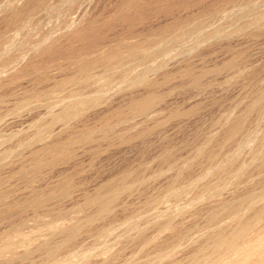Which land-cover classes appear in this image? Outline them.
<instances>
[{"label": "rangeland", "instance_id": "374dc122", "mask_svg": "<svg viewBox=\"0 0 264 264\" xmlns=\"http://www.w3.org/2000/svg\"><path fill=\"white\" fill-rule=\"evenodd\" d=\"M255 247L264 0H0V264Z\"/></svg>", "mask_w": 264, "mask_h": 264}, {"label": "bare ground", "instance_id": "6f19581e", "mask_svg": "<svg viewBox=\"0 0 264 264\" xmlns=\"http://www.w3.org/2000/svg\"><path fill=\"white\" fill-rule=\"evenodd\" d=\"M35 204H37V203H35ZM16 209V208H15ZM62 225V224H61ZM60 227V226H59ZM123 229V228H122ZM61 230V229H60ZM68 232H70V231H68ZM72 233V232H71ZM71 233H69L70 235H71ZM52 234V233H51ZM66 234V233H65ZM55 236V235H54ZM39 241V240H38ZM8 242V241H7ZM7 242L5 243V244H7ZM12 242V241H11ZM13 243V242H12ZM9 244H10V242H9ZM14 244V243H13ZM13 244H11L10 246H7L6 245V247H8L7 249H9V247L10 248H13ZM17 244V243H16ZM39 244V243H38ZM12 246V247H11ZM17 246V245H16ZM36 246V245H35ZM4 247H5V245H4ZM18 247V246H17ZM28 247H29V245H28ZM15 248V247H14ZM32 248V247H31ZM7 249H1L0 248V255H2V253H3V250H6V251H8ZM26 249H27V247H26ZM34 249V248H33ZM241 252V254H240V257H239V259H238V261L236 262V264H241V262L243 263V261H244V258H245V256H247L248 254H254V253H257L256 252V247L255 248H251V249H244V250H242V251H240ZM4 253H6L5 251H4ZM12 253V252H11ZM19 253V252H18ZM49 255V254H48ZM3 257V256H2ZM12 258V257H11ZM256 259V258H255ZM4 260V259H3ZM13 260V259H12ZM237 260V259H236ZM1 262V261H0ZM253 262V261H252ZM5 263H6V261H5ZM9 264V263H8Z\"/></svg>", "mask_w": 264, "mask_h": 264}]
</instances>
